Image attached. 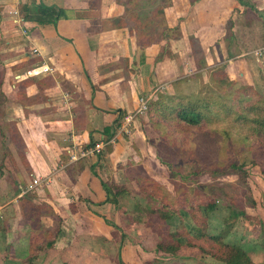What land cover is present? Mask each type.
I'll list each match as a JSON object with an SVG mask.
<instances>
[{
  "label": "crops",
  "instance_id": "0c3cea01",
  "mask_svg": "<svg viewBox=\"0 0 264 264\" xmlns=\"http://www.w3.org/2000/svg\"><path fill=\"white\" fill-rule=\"evenodd\" d=\"M158 1L146 17L131 6L127 12L123 0H98L95 9L85 0H0L8 98L0 107L2 264H18L50 237L46 248L61 260L76 239L82 251L85 240H110L114 206L102 183L127 190L134 177L148 176L139 165L148 148L141 115H134L141 100L195 95L219 66L237 85L264 83V53L254 54L264 46V0ZM40 3L60 11L56 24L34 18L31 5ZM157 11V25L145 21ZM97 144L100 153H87ZM47 257L39 252L35 264H51Z\"/></svg>",
  "mask_w": 264,
  "mask_h": 264
},
{
  "label": "rangeland",
  "instance_id": "374dc122",
  "mask_svg": "<svg viewBox=\"0 0 264 264\" xmlns=\"http://www.w3.org/2000/svg\"><path fill=\"white\" fill-rule=\"evenodd\" d=\"M133 2L131 7L142 10L147 17L145 9L152 1ZM158 3L157 0L156 3H151L150 7ZM153 20L154 22H151L147 18L145 21L157 25L160 16L155 14ZM148 27L146 30L154 33L152 26ZM235 30L238 31L239 28ZM202 54L200 50L195 53L198 58ZM213 91L214 88L204 89L205 93ZM225 91L242 95L249 103L263 102L264 105V83L255 87L234 83L226 87ZM146 108L148 109V106ZM147 109L137 114L141 115L139 126L148 147L146 154L141 158L145 163L144 168L139 161L141 172L162 185L170 194L168 196L174 200L182 199L185 189L187 194L198 191L212 201L215 208L209 214V219L207 216L204 222H191L193 227L199 229V233L220 235L218 248L212 250L203 239H198V233L193 232V228L185 227L188 219L181 222L179 217L162 210L161 204L148 198L147 194L138 189L136 183L129 185L126 190L110 181L106 184L110 186L117 202L112 204L114 213L107 220L118 227L116 229L106 224L110 227L111 233L107 234L110 240L104 237V240H85L89 243L84 244L82 251L80 241L76 239L74 246L70 247L73 250L68 249V246L63 248L66 257H62V260L59 253L51 251L52 247L46 248L49 244L42 245L39 242L35 247H38L39 252L46 251V256H51V264H229L227 260L232 253L236 254L237 250L249 259L248 264H264V144L259 140L245 139V136L243 138L241 135L227 138L224 134V125L227 123L214 124L207 128L214 132L212 137L208 134L209 139L206 141L201 135L195 136L194 133L173 135L170 139L163 138L160 137V132L152 127L147 117ZM232 162L238 169L227 170L225 167ZM178 207L182 206L177 204L176 208ZM159 209L167 213L162 220ZM203 216L202 212L196 214L198 219ZM86 225L90 224L87 222ZM163 229L169 231L166 237ZM172 237H175L172 241L177 247L175 250L166 252L158 249L169 245ZM50 238L47 239L48 243ZM176 238L183 239L184 244L179 245ZM226 252L229 253L226 255ZM33 262L37 263V259ZM6 264L16 263L11 260ZM18 264L31 263L19 261Z\"/></svg>",
  "mask_w": 264,
  "mask_h": 264
},
{
  "label": "trees",
  "instance_id": "16d2710c",
  "mask_svg": "<svg viewBox=\"0 0 264 264\" xmlns=\"http://www.w3.org/2000/svg\"><path fill=\"white\" fill-rule=\"evenodd\" d=\"M89 4V9H95L98 0H85ZM121 1V0H116ZM240 1V0H239ZM117 2V3H118ZM123 5L126 6L127 12H129L130 6L133 5V0H124ZM241 2V1H240ZM36 7V11L32 12L35 19L41 21L44 24H56L61 18L60 11H55L53 7H47L40 3L38 5H31ZM21 12L24 19H28L29 9L24 5ZM162 17L161 11L155 13ZM138 13L131 12L129 20L136 23ZM31 18V16H30ZM32 18V19H34ZM162 25V22L160 23ZM6 69L2 64H0V107L6 103L8 98L2 90V85L5 80ZM27 83L26 81L24 82ZM234 82L228 80L224 68L219 66L212 70L210 73L209 83L200 90L195 95H184V94H174L166 95L160 94L157 96L156 100L151 101L148 104L147 117L152 125V127L160 132V137H168L179 134L194 133L195 136L201 135L206 141L209 139L208 134L212 137V132L214 130H208L211 125L227 123L226 131L224 134L227 138L232 136L241 135L243 138L259 140L264 144V105L263 102L249 103L242 95L228 93L225 91L226 87L233 85ZM214 88L212 93H205L204 89ZM239 92V91H238ZM1 110V108H0ZM233 132V135L231 133ZM246 134H248L246 136ZM178 140V138H174ZM229 164L225 168L227 170L238 169V166ZM173 171H171L172 173ZM186 179L185 177L181 176ZM134 183L138 186V189L144 194H147L148 198L155 199L159 204H161L162 210H166L168 214L172 216L179 217L180 221L183 222L184 219H188V223L185 227L193 228V232L198 233V239H203V242L207 244L212 250H216L220 242V235L211 236L207 235L206 232L199 233L197 227H193L191 220H201L204 222L209 214L214 210L215 204L208 198L203 196V193L198 191H193L192 194H187V190L183 189L182 199L174 200L168 194L166 189L160 185L156 180L148 176H137L134 177ZM102 187L106 192L108 203H116V197L110 190V186L106 183H102ZM180 204L182 207L176 208L174 205ZM160 210V209H159ZM161 212L162 218L167 216V213ZM202 212L203 218L198 219L196 214ZM195 216V217H194ZM107 224L113 228L118 229V227L106 221ZM198 225V224H197ZM184 227V226H182ZM164 230V229H163ZM167 236L168 229L164 230ZM52 238L47 245L52 244ZM175 237H172L169 241V245H166L164 249L158 247L159 250L166 252H171L175 250L172 241ZM34 240V239H33ZM179 245L184 244V240L181 238H176ZM40 241V240H39ZM39 241L32 246V255L26 256L23 261L24 263H33L34 259L38 256L40 250L35 246L39 244ZM42 244V243H41ZM168 244V243H167ZM43 245V244H42ZM162 248V249H161ZM229 252H226V255ZM29 254V253H28ZM35 257V258H34ZM229 264H248L249 259L245 255L237 250L236 254H231L230 258L227 260Z\"/></svg>",
  "mask_w": 264,
  "mask_h": 264
},
{
  "label": "built area",
  "instance_id": "2783aa9c",
  "mask_svg": "<svg viewBox=\"0 0 264 264\" xmlns=\"http://www.w3.org/2000/svg\"><path fill=\"white\" fill-rule=\"evenodd\" d=\"M261 53H264V46L259 50V52H256L255 54H257V55H259V54H261ZM148 100H141V103H140V106H139V108L135 111V113H134V115H137V114H139V113H141V112H143V111H146V107H147V104H148ZM134 115H129L127 118H126V121L127 122H131V121H133V117H134ZM129 122V123H130ZM101 149H102V145H100V144H97V145H95L93 148H91L87 153H89V154H98V153H100V151H101ZM86 154H83L82 156H85ZM40 184V181L37 179V178H34L33 180H32V184H31V186H38Z\"/></svg>",
  "mask_w": 264,
  "mask_h": 264
}]
</instances>
